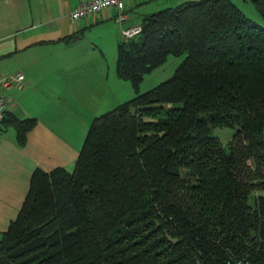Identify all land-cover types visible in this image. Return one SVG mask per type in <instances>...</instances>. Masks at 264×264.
I'll return each instance as SVG.
<instances>
[{
    "label": "trees",
    "instance_id": "obj_1",
    "mask_svg": "<svg viewBox=\"0 0 264 264\" xmlns=\"http://www.w3.org/2000/svg\"><path fill=\"white\" fill-rule=\"evenodd\" d=\"M141 26L116 61L137 94L93 119L73 169L34 170L0 264H264V25L187 0ZM170 55L174 74L140 92ZM36 123L6 111L0 129L24 145ZM218 126L236 128L226 144Z\"/></svg>",
    "mask_w": 264,
    "mask_h": 264
},
{
    "label": "crops",
    "instance_id": "obj_2",
    "mask_svg": "<svg viewBox=\"0 0 264 264\" xmlns=\"http://www.w3.org/2000/svg\"><path fill=\"white\" fill-rule=\"evenodd\" d=\"M82 1L0 0V79L20 72L25 85L5 90L6 111L37 120L24 145L14 127L0 129V237L17 217L34 170L73 169L99 114L92 109L103 106L110 91L123 83L103 49L93 40L86 45L85 31L109 26L121 43L124 28L142 25L148 14L187 0H131L122 19L108 7L72 20ZM78 33L80 38L65 40Z\"/></svg>",
    "mask_w": 264,
    "mask_h": 264
},
{
    "label": "rangeland",
    "instance_id": "obj_3",
    "mask_svg": "<svg viewBox=\"0 0 264 264\" xmlns=\"http://www.w3.org/2000/svg\"><path fill=\"white\" fill-rule=\"evenodd\" d=\"M233 2L238 5L240 9L251 19L257 23L264 25V19L260 15L259 11L256 9L255 5L251 1L247 0H233ZM87 31V30H86ZM85 31V43L86 45L92 44V40L100 46L105 56L108 58L111 64L112 73L116 71V50L119 42H116L113 38V28L108 27H94V29ZM123 40V37H122ZM93 45V44H92ZM184 56L170 55L166 62L161 66L155 68L150 73L146 74L143 81L140 84L139 91L145 92L162 81L170 78L178 65L182 62ZM123 83L119 85L117 89H112L109 94V99H105V104L103 106H96L92 110L99 111L98 116L113 109L120 103L133 98L137 93L134 90L130 81L122 79ZM236 128L232 127H212L210 129V134H214L221 138L224 144H226L230 139H232Z\"/></svg>",
    "mask_w": 264,
    "mask_h": 264
},
{
    "label": "built area",
    "instance_id": "obj_4",
    "mask_svg": "<svg viewBox=\"0 0 264 264\" xmlns=\"http://www.w3.org/2000/svg\"><path fill=\"white\" fill-rule=\"evenodd\" d=\"M129 1L131 0H83L74 8L70 16L72 20H78L84 16L95 15L105 8L112 7L119 12L118 19H122L124 18L123 11ZM142 30L141 25L124 28L122 30V36L124 40H130L139 35ZM22 77V73L19 72L0 79V124L4 119L8 105L5 90L11 87L23 89L25 85ZM238 263L243 264L242 261Z\"/></svg>",
    "mask_w": 264,
    "mask_h": 264
}]
</instances>
